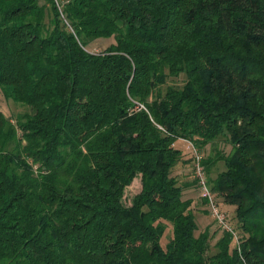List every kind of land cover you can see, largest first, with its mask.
Wrapping results in <instances>:
<instances>
[{
    "label": "trees",
    "instance_id": "obj_1",
    "mask_svg": "<svg viewBox=\"0 0 264 264\" xmlns=\"http://www.w3.org/2000/svg\"><path fill=\"white\" fill-rule=\"evenodd\" d=\"M1 98L0 264H264V0H0Z\"/></svg>",
    "mask_w": 264,
    "mask_h": 264
},
{
    "label": "rangeland",
    "instance_id": "obj_2",
    "mask_svg": "<svg viewBox=\"0 0 264 264\" xmlns=\"http://www.w3.org/2000/svg\"><path fill=\"white\" fill-rule=\"evenodd\" d=\"M109 42V43H108ZM111 42L109 41V39H100L99 42H96L94 44H92L91 47V51L93 52H101L103 50H105L109 44ZM0 110L7 116V117H13L14 115L25 111L24 108H22L21 106L15 104L13 101L10 100H6L5 98H1L0 100ZM186 145H188V143H185ZM188 147V146H187ZM187 150V149H186ZM189 150V149H188ZM138 180V179H135ZM139 181H136L132 187H130L129 189H127V192L125 194V202L126 204L130 203V200L132 199V197L139 192ZM197 200H200L197 198ZM200 203V204H199ZM200 210H204V206L202 205V201L197 203ZM219 206L222 207V211L224 214H226L227 216V220H228V215L230 218H232L231 225H235V222L233 220V212H234V207H229L226 204H224L222 199H219ZM208 207V206H207ZM209 210V209H208ZM205 211V210H204ZM202 212V211H201ZM208 212V211H206ZM210 212V210H209ZM228 214V215H227ZM211 214H199L197 216V221L200 224L201 228H205V227H210L213 231H218V236H221V234L223 233L222 228L219 226V224L216 222L215 218L213 216H210Z\"/></svg>",
    "mask_w": 264,
    "mask_h": 264
},
{
    "label": "built area",
    "instance_id": "obj_3",
    "mask_svg": "<svg viewBox=\"0 0 264 264\" xmlns=\"http://www.w3.org/2000/svg\"><path fill=\"white\" fill-rule=\"evenodd\" d=\"M188 148L193 153L195 175L199 180L202 197L208 201V208L211 215L215 218L222 230L232 233V235L237 239L235 231L228 223L226 214L223 213L221 207L217 203L216 198L208 186L206 171L202 165V155L190 142H188Z\"/></svg>",
    "mask_w": 264,
    "mask_h": 264
}]
</instances>
